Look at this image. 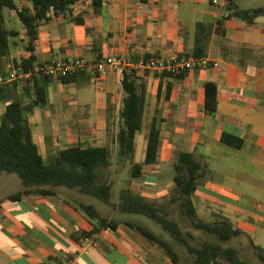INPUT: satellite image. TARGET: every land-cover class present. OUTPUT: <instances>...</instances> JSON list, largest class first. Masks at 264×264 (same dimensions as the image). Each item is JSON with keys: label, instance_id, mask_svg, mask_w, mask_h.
Here are the masks:
<instances>
[{"label": "crops", "instance_id": "1", "mask_svg": "<svg viewBox=\"0 0 264 264\" xmlns=\"http://www.w3.org/2000/svg\"><path fill=\"white\" fill-rule=\"evenodd\" d=\"M238 4L241 7V2ZM227 16L224 0H104L99 10L92 0H81L67 16H52L39 27L35 66L77 58L93 63L104 54L124 60L146 55L189 58L185 56L195 48L198 23L210 26L207 60L211 66L182 79L164 78L161 92L159 78H145L144 127L149 102L152 111L145 144L139 143L141 133L137 151L141 146L145 157L150 126L156 118L161 130L160 156L187 152L206 167L194 199L199 216L204 213L212 221L228 218L245 232L237 238L238 248L257 253V247L264 249V19L248 24ZM21 38L23 42L11 55L24 50L19 58L12 56L13 62L29 56L25 49L28 39ZM138 75L144 78L141 70ZM122 79L117 69L106 74L89 70L73 83H51L48 110L54 114L37 109L29 116L34 141L47 161L58 155L55 152L78 142L106 147L94 141L99 137L105 140L109 112L122 108ZM207 82L217 85L216 96L209 95L208 100L214 113L207 108ZM7 105L0 102V125ZM80 112H88L92 119L79 118ZM47 119L52 120L49 130L45 128ZM77 126L88 130L82 133ZM95 126L100 131L94 130ZM224 134L240 139L242 147L224 144ZM140 187L142 190L132 180L136 193L156 201L154 192ZM47 188L54 194L34 193L11 201L10 196L26 187L18 175L0 174V264L161 263L163 251L127 225L132 221L118 220L116 230L82 237V232L93 230L94 222L80 205H90L88 201L94 197L64 186ZM74 234L78 241L72 238Z\"/></svg>", "mask_w": 264, "mask_h": 264}, {"label": "trees", "instance_id": "2", "mask_svg": "<svg viewBox=\"0 0 264 264\" xmlns=\"http://www.w3.org/2000/svg\"><path fill=\"white\" fill-rule=\"evenodd\" d=\"M26 3L20 6L17 0H0V74H5L4 63L11 52L21 42L22 32L14 27H7V20L17 18L23 26L28 45L25 48L28 57L15 59L13 67L18 73L33 72L37 63L34 43L38 38L39 27L51 20L52 16H67L71 8L81 0H21ZM148 3L150 0H139ZM228 12L227 19L236 18L254 24L264 17V6L243 9L239 0H224ZM97 10L102 8L104 0H92ZM82 23V20L75 19ZM198 32L195 39V48L191 55L198 59L207 58L208 42L211 36V27L205 23H198ZM249 52V50H247ZM151 56H143L145 60ZM134 59L135 63L140 59ZM77 72L66 77H53L44 74L32 73L29 78H20L17 81L0 86V102L8 103L6 112L0 125V174H16L22 180L26 190L9 197L11 201H20L30 194L53 195L54 190L47 187L64 186L77 189L81 193L95 197L118 211L147 216L162 226L169 236L179 243H183L192 259L181 263V254L175 249L173 243L156 234L143 224L126 222L128 226L136 229L151 244L164 250L170 258L171 264H254L244 259L241 250L237 247L227 246L226 243L242 236L245 232L236 227L226 217H219L212 222L200 218L195 204V193L206 174V167L194 154L183 152L179 154L174 164V182L177 195L172 200L178 203L179 212L191 220L192 227L206 235L213 237L212 241H203L199 246L192 241L194 235L187 233L181 224L170 217L169 210L157 201L148 199L132 189V180L143 175L144 165H154L159 160L161 145V130L159 122L153 119L148 135L145 157L142 163L136 162L137 137L143 132L146 107V80L153 75L160 79V92L163 80L166 77L182 79L187 73L164 72L161 74L144 71V78L138 75L135 68H126L123 72L121 89L124 93L123 105L120 110V129L117 135L118 163L117 168L127 164L132 166V178L125 182L120 192L118 204H113L114 183L110 178L109 169L113 167L114 156L108 147L87 145L82 142L70 145L60 151L51 161H47L40 153L38 145L33 138L29 116L37 109H50L49 88L54 80L63 84L76 81ZM207 108L214 113L215 108L208 106L209 95L216 96L217 85L213 82L205 84ZM171 84L168 85L169 96ZM159 92V93H160ZM26 99L28 102H26ZM222 142L226 145L240 149L242 141L231 135L224 134ZM34 188H36L34 190ZM80 210L85 212L94 222L90 232H82V237L90 238L104 229L116 230L119 221L110 220L102 216L94 206L81 204ZM78 241L77 235H72ZM259 258L264 260V249L257 247Z\"/></svg>", "mask_w": 264, "mask_h": 264}, {"label": "rangeland", "instance_id": "3", "mask_svg": "<svg viewBox=\"0 0 264 264\" xmlns=\"http://www.w3.org/2000/svg\"><path fill=\"white\" fill-rule=\"evenodd\" d=\"M18 4L20 6L26 5L25 2L21 0H17ZM241 2V7L243 9H250L258 6H264V0H239ZM264 19V17H262ZM7 26H12L15 29H18L22 32V36H25V31L23 30L22 24L19 22L17 18H13L12 20H8ZM24 50V49H23ZM23 50H16L12 55L6 59L4 63L5 71L7 70V67L9 64H12V56L16 55L17 58L21 56V53ZM115 56V55H113ZM118 57V56H116ZM121 58V57H118ZM10 69V68H9ZM8 69V70H9ZM8 72V71H7ZM6 73V72H5ZM150 104L149 102V107L147 111V116H146V125L143 130L142 137H140V145L144 146L145 140H146V134L149 129V124H150ZM49 111V110H48ZM50 114H54V111H49ZM120 112L116 111H110L109 112V122L110 124L108 125V131L106 133L105 140H102L101 137L98 138V140L95 139L94 143L96 145L100 142L104 146L108 147L113 156V167L109 169L111 172L110 178L113 180L114 183V192H113V204H118L120 200V192L121 190L126 186L125 182L129 179L132 178V166L130 164L125 165L122 168H117V163H118V144H117V135L120 129ZM79 118L85 119V118H91L92 116L88 114V112H80ZM84 124V123H83ZM97 126H100V124H96ZM52 126V120L47 119L45 128L49 130ZM97 126L94 127V130L98 132L100 131V128H97ZM77 129L80 132H86L88 130L87 128H81L80 126H77ZM90 130V129H89ZM98 135L95 136L97 138ZM93 143V142H89ZM141 146H138V151H137V157L136 160L138 162H142V148ZM57 153V152H55ZM178 156H160L159 160L156 164L154 165H144L143 166V175L139 178H134L133 181L139 186V189L142 190L140 186H143V188H146L147 190H150L154 193V196L157 197L156 201L163 206L164 208L169 210L170 217L172 219L177 220L180 224L181 227L186 231L187 233H191L194 235L195 239L192 241L195 245L199 246L203 241H212L214 238L206 235L205 233L195 230L192 227L191 220L187 218L186 216H183L179 212V206L177 202H174L172 199L176 197L177 195V187L174 182V174L175 170L173 167L174 161L177 159ZM170 159V160H166ZM88 204L94 206L97 208V210L105 217H108L111 220H123V221H132L136 223H140L145 225L146 227L150 228L153 230L156 234L164 237L165 239L171 241L175 247V249L181 254L182 260L181 263L190 261L192 259V256L188 252L186 246L183 243H179L172 239L169 234L162 228L161 225L156 223L154 220L148 218L147 216L140 215V214H133V213H125L122 211H118L111 205H107L104 202L100 201L97 198H92L91 200L88 201ZM200 218L205 220V221H212L209 215H206L202 213L200 215ZM227 246H233L238 248V239L235 238L229 242L226 243ZM160 250L163 251V257L161 259L160 264H171L170 258L165 254L164 250L158 247ZM241 255L244 259H248L250 262L254 264H264V260L262 261L257 253H253L247 249L244 251H241ZM148 259L152 260L153 256L151 254H148ZM85 260V259H84ZM223 264H231L227 261H223Z\"/></svg>", "mask_w": 264, "mask_h": 264}, {"label": "built area", "instance_id": "4", "mask_svg": "<svg viewBox=\"0 0 264 264\" xmlns=\"http://www.w3.org/2000/svg\"><path fill=\"white\" fill-rule=\"evenodd\" d=\"M216 2V1H214ZM212 64L205 59L194 57L180 58L172 57L168 59L151 56L145 60L141 58L135 63L133 60H124L116 56L107 54L102 55L95 62H89L85 58H77L71 61H53L51 63L35 66L33 72L27 74H19L18 69L11 66L5 74H0V86L19 80L20 78H29L32 73L44 74L53 77H66L77 72H86L92 70L101 74H106L109 69H117L123 74L126 68H135L137 71H152L154 73H190L196 69L207 68Z\"/></svg>", "mask_w": 264, "mask_h": 264}]
</instances>
